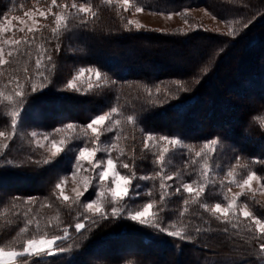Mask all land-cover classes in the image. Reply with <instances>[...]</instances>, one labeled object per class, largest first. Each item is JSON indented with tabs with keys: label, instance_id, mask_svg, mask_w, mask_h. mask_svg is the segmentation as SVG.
Returning <instances> with one entry per match:
<instances>
[{
	"label": "trees",
	"instance_id": "obj_1",
	"mask_svg": "<svg viewBox=\"0 0 264 264\" xmlns=\"http://www.w3.org/2000/svg\"><path fill=\"white\" fill-rule=\"evenodd\" d=\"M130 1L158 12L205 7L234 27L236 35L228 36V30L216 31L203 24L173 31H153L146 27L136 30L134 25L131 30H125L132 8L124 11L119 6L118 14V5L104 0H58L61 4L90 2L98 15L87 25H80L78 19L70 20L71 31H65L58 39L52 36L50 29L43 30L44 43L51 50L55 71L49 73L52 81L49 87L29 97L21 114L18 134L0 156V246L10 247L23 225V216H14L13 213L24 212L31 207V215L38 216L42 222L55 218L59 213L62 226H68L70 230L71 238L62 246L72 244V250L48 258L46 264H264V253L258 247L264 239L254 238V233L248 231L246 225L252 223L248 220H242L239 229H233L203 212L198 205H192L184 221H193L205 230L197 234L194 228H190L191 240L173 238L126 219L104 220L95 227H86L81 233H76L77 213L84 209H69L53 194L55 184L71 172L72 161L61 156L51 164H43L49 154L34 147L30 133L53 132L70 122L86 124L90 117L110 110L117 96L120 97L123 114L135 115L138 119L136 125H123L120 140L128 157L135 156L138 175L159 170L151 162L154 159L151 153L143 151L148 132L178 136L195 145L197 150L202 142L217 138L220 143L212 162L225 168L236 163V156L241 157V163L254 158L264 159V0ZM50 2L0 0V21L5 16L9 19L20 15L36 4L47 8ZM42 23L51 25L52 20L42 19ZM22 35L17 34L18 38ZM57 43L60 44L59 52L55 51ZM35 55L34 47L32 61L27 57L21 58L18 66L21 78L24 63L27 62L31 69ZM171 55H179L190 63L178 65L170 59ZM81 67H97L117 84L86 94L65 90L67 81ZM11 72L12 68H8L0 76V89L6 94L11 89L3 85ZM175 81H181L188 91L167 103L147 102L146 87L155 94L156 86L162 90L174 88ZM7 111V107L0 106V131L11 130L10 121L4 115ZM113 135L106 133L101 141L107 144ZM113 156H116L115 152ZM8 160L12 163H6ZM178 168L184 170L179 157L167 171L174 172ZM251 168L264 177V165L252 164ZM120 170L122 174L126 172ZM241 171L246 174L247 170ZM224 174L223 170L220 171L219 178L222 179ZM192 179L195 175L184 177L185 181ZM137 183L142 185L143 191L153 188V185L155 189L159 186V181ZM168 183L175 186L180 182L173 180ZM234 186L230 185L231 189ZM218 188L219 184L216 188H209L202 202H224L217 194ZM154 196L158 199L155 190ZM16 197L37 199L35 204L25 205L22 199H13ZM90 198L93 197L86 194L82 203ZM144 202H147L146 196L134 203ZM245 202L255 215L264 219L263 201L255 195L254 199L241 197L239 203ZM168 203L174 211L163 214L165 226L177 221L182 197L174 195ZM13 204L17 207L14 208ZM46 204L51 207L42 206ZM196 214L202 215L208 223L204 224ZM7 221H13V225L9 226ZM252 226L255 227L254 223ZM53 231L54 234H62L58 230Z\"/></svg>",
	"mask_w": 264,
	"mask_h": 264
},
{
	"label": "snow or ice",
	"instance_id": "obj_2",
	"mask_svg": "<svg viewBox=\"0 0 264 264\" xmlns=\"http://www.w3.org/2000/svg\"><path fill=\"white\" fill-rule=\"evenodd\" d=\"M104 2L118 5V14L119 6H122L124 11L130 6V0H104ZM131 6L136 12L143 11V6L136 4ZM53 9L57 10L53 11ZM97 15L98 11L90 2L61 4L58 0H51L47 8L29 9L23 13V17L13 16L8 19L5 16L3 21H0V76H3L8 68H12L7 83L3 85L4 88L11 90L6 94L0 89V106L8 109L4 115L10 121L11 129L0 131V156H3L9 148V142L18 134L21 114L29 97L41 93L52 82L49 73L55 71V64L51 50L44 43L43 30L50 29L52 36L58 39L65 31H71L70 20L78 19L80 25H87ZM168 15L171 18L172 13L169 12ZM49 18L52 20L51 25L41 23V19L47 21ZM12 21H17L20 26L17 27ZM133 25L136 30L144 28V25L134 20H128L124 28L131 30ZM150 30L155 31V29ZM17 32L24 35L17 38ZM227 35L235 36V28L230 27ZM34 47L36 52L34 66L30 69L25 62L22 69L23 78H21L18 67L21 58L27 57L28 61H32ZM55 51H60L59 43L55 45ZM85 73L88 74L86 78ZM116 84V80L111 79L107 73L97 67H81L67 81L65 90L86 94ZM174 85V88L165 87L163 90L160 86H156L155 94L151 88L146 87L144 91L147 93V102L167 103L178 99L181 93L188 91L181 81H175ZM119 100L120 97L117 96L110 110L101 111V114L90 117L86 124L70 122L53 132L30 133L34 147L45 149L47 146L50 155L42 161L43 164H51L61 156L72 161L71 176L78 185L73 189L75 195L70 197L65 194L63 185L66 178L55 184L53 194L69 209L73 207L84 209L83 212L77 213V222L74 224L76 233H81L86 227H95L104 220L126 219L173 238L191 240L190 228H194L197 234L205 230L193 221L187 223L184 221L190 207L198 205L203 212L223 224L231 225L233 229H239L242 220L251 221L252 223L246 225L248 231L254 233V238L264 239V219L255 215L247 202L242 206L239 203L241 197L254 199L256 190L253 188V182L264 187V177L251 168L252 164L264 165V159L254 158L250 162L241 163V157L236 156V163L225 168L212 162L220 143L217 138L202 142L197 150L195 145L185 142L178 136L148 132L145 134L143 151L151 153L154 157L151 162L159 170L148 175H138L135 156L128 157L125 148L120 145L123 125H136L138 119L131 114L125 116ZM106 133H114V135L110 142L104 144L101 137ZM113 152L116 153L115 157ZM100 153L104 154L103 158L98 156ZM178 157L182 158L184 170L178 168L174 172H168L169 165H173ZM6 163L11 164L12 161L8 160ZM190 167L191 171H188ZM120 169L126 172L122 174ZM222 170L225 174L220 179L219 173ZM241 170H247L246 174H242ZM185 175H195V179L185 181ZM173 180L180 183L175 186L168 183ZM137 181H159V186L155 189L153 185V188L143 191L142 185ZM217 184H219L217 194L226 202V206L220 202L211 204L202 202L209 188H216ZM230 185H235L240 191L233 193ZM173 188L174 191H170ZM154 190L158 192V199L154 196ZM86 194H90L93 198L87 203H82V198H85ZM174 195L182 197V208L178 210L177 221L165 226L163 214L174 211L168 203ZM142 196L147 197V202L135 204L134 202ZM13 199H22L23 204L33 205L37 198ZM129 201L133 203L130 204ZM42 206L51 207L50 204ZM13 207L17 205L13 204ZM31 212L32 209L29 207L27 211L13 213L14 216H23V225L19 227L16 237H13L10 247L6 249L0 246V264H46L48 258L72 250V244H68L67 247L62 246V243L68 241L71 236L69 227L62 226L59 213L55 218H47L42 222L41 218L31 215ZM196 215L204 224L208 223L202 215ZM7 224L12 226L13 221H7ZM53 230L60 231L62 235L54 234ZM224 231L227 232V229ZM258 247L264 253V243H260Z\"/></svg>",
	"mask_w": 264,
	"mask_h": 264
},
{
	"label": "rangeland",
	"instance_id": "obj_3",
	"mask_svg": "<svg viewBox=\"0 0 264 264\" xmlns=\"http://www.w3.org/2000/svg\"><path fill=\"white\" fill-rule=\"evenodd\" d=\"M82 3H84V2H82ZM78 4H81V2ZM131 5H132V3L130 1L129 9L132 8L130 20L138 21L139 23L144 25V27H146V28H151V29H155V30H159V31H173V30H176L179 28L180 29L194 28V27H196V25H199V24H203V25L211 28L212 30H216V31H226V30H229V28H230L229 23H227L226 21L214 16L205 7H193V8L185 9V10L180 11V12H171L172 13L171 18H169V15H168L169 12L151 11V10H148L145 8H143V11H141V12H136L135 8H133ZM37 7L44 9L42 6L37 5V4L34 5L30 9L34 10ZM27 10H29V9H27ZM23 13L20 15H14V16L23 17ZM12 17H10L9 19H11ZM25 19H27V18H25ZM12 23L14 25H16L17 27L20 26L17 21H12ZM29 23H30V21H29ZM41 23H42V19H41ZM17 34H18V32L16 33V37L18 38ZM170 59L173 60L174 62L178 63V65H180L179 63H181V65L182 64H188L189 65V63H190V61L188 63L187 60L181 59V57L179 55H171ZM87 75L88 74L85 73V78L87 77ZM36 132L44 133V132H39V131H36ZM43 150H45L47 152V146ZM47 154H49V153L47 152ZM103 155H104L103 153L98 154V156L100 158H103ZM65 178H66V180H65V183L63 185L65 194L70 196V197H73L75 195V193L73 192V189L77 188L78 185L73 181V178L71 176V172L65 174L62 177V179H65ZM253 188L256 190L255 195L261 201L264 202V187H261V184L253 182ZM231 190L233 193L240 191V189L236 186L232 187ZM220 203H222L226 206L225 201L220 202ZM240 204L242 206L244 203H240ZM59 235H62V234H59Z\"/></svg>",
	"mask_w": 264,
	"mask_h": 264
}]
</instances>
